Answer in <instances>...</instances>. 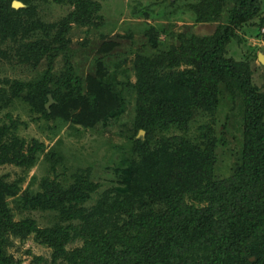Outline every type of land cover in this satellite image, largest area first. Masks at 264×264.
Segmentation results:
<instances>
[{"label": "trees", "instance_id": "1", "mask_svg": "<svg viewBox=\"0 0 264 264\" xmlns=\"http://www.w3.org/2000/svg\"><path fill=\"white\" fill-rule=\"evenodd\" d=\"M42 5L69 12L49 23L38 14ZM191 6L197 23H219L225 12L227 21L211 36H179L175 44L160 39L165 29L146 33L151 52L137 54L140 78L134 87L142 98L113 188L98 194L99 186L84 172L67 181L57 173L61 158L47 152L44 142L20 137V120L6 116L9 124L0 125V167L30 171L43 159L51 164L41 190H27L16 200L17 210L48 213L53 220L44 228L34 219L15 221L6 199L18 195V186L0 181V264H22L6 250L12 239L32 234L52 249L54 262L65 264H264V92L254 84L248 61L227 56L245 24L259 19L258 36L264 29L261 3L200 0ZM101 10L99 0H0V43L8 48L3 54L12 50L33 66L48 60L38 80L13 83L11 94L0 88V110L20 101L46 119L90 130L109 127L120 114L117 105L100 90L85 91L71 62L72 25L98 29ZM60 56L65 68L54 76ZM49 95L55 101L51 111ZM224 101L239 104L230 110H239L245 138L227 178L216 174L213 138L204 136L200 143L187 134L163 135L186 128L197 113H217ZM141 130L145 138L136 139ZM77 242L80 247L66 249Z\"/></svg>", "mask_w": 264, "mask_h": 264}, {"label": "rangeland", "instance_id": "2", "mask_svg": "<svg viewBox=\"0 0 264 264\" xmlns=\"http://www.w3.org/2000/svg\"><path fill=\"white\" fill-rule=\"evenodd\" d=\"M99 1L102 6V26L94 29L72 25L70 47L74 55L71 62L84 90H100L106 100L111 99L117 105L114 108L120 114L112 120L109 127L98 126L90 130L61 120L46 119L41 113L32 111L28 105L17 101L13 107L0 110V125L4 122L9 124L6 117L9 113L13 119H19L20 137L26 141L36 138L44 142L47 152H55L61 158L62 163L57 165L60 176L70 181L76 173L84 172L99 186L98 194H101L116 185V168L122 165V156L128 151L127 139L133 135L137 104L142 98L136 89L140 78L136 57L139 53L151 52L146 33L151 28L165 29L166 33L161 34L160 39H171L173 44L178 42L179 36H211L219 24L227 21V12L219 23L200 24L196 22L191 6L200 0H170L172 4L169 0ZM15 2L20 6H13L16 9L21 8L22 3ZM260 3L264 14V0H260ZM37 11L44 21L54 23L66 16L69 9L58 5H42ZM259 22V19H255L243 26L238 37L229 45L227 56L239 62L248 61L253 71L254 84L264 92V64L259 62V55H264V36L263 28L258 36ZM3 50L8 51V48L0 43V88L5 87L8 94H11L13 83L34 82L48 69L47 58L33 66L32 63H21L14 51L3 54ZM64 68L65 58L60 56L53 64L54 76H60ZM185 68L182 65L179 69L182 71ZM54 104L50 105V111ZM231 105L239 104L224 101L217 113H197L189 125L185 126V130L172 128L163 135L171 137L187 134L189 138L200 143L204 136L213 138L216 141V174L227 178L234 168L236 156L241 153L245 139L240 125V112L236 106L230 110ZM141 131H138L136 139L145 138V131ZM50 166L43 159L30 171L10 164L0 167L2 186L12 188L15 184L19 189L17 196L6 199L9 209L15 214V221L34 219L38 221L40 228L52 223L51 214L17 210L15 203L27 190H41L40 184L49 174ZM50 176L56 177L55 174ZM11 242L6 253L22 264H65L63 260L54 262L52 249L37 243L34 234L25 239H12ZM80 246L81 242H77L66 249L72 250Z\"/></svg>", "mask_w": 264, "mask_h": 264}, {"label": "water", "instance_id": "3", "mask_svg": "<svg viewBox=\"0 0 264 264\" xmlns=\"http://www.w3.org/2000/svg\"><path fill=\"white\" fill-rule=\"evenodd\" d=\"M15 7H19L20 6V4L18 3V2H14V4H13ZM259 61L262 63V64H264V55L263 54H260L259 55ZM53 103H55V101H54V99L52 98V96L51 95H49L48 96V103L46 104V109L48 110V111H50V105L51 104H53ZM142 133H144L143 131H141ZM253 260V259H252Z\"/></svg>", "mask_w": 264, "mask_h": 264}, {"label": "built area", "instance_id": "4", "mask_svg": "<svg viewBox=\"0 0 264 264\" xmlns=\"http://www.w3.org/2000/svg\"><path fill=\"white\" fill-rule=\"evenodd\" d=\"M263 33H264V29H263Z\"/></svg>", "mask_w": 264, "mask_h": 264}]
</instances>
